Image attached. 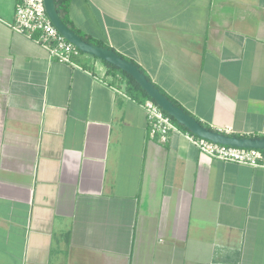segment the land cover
Segmentation results:
<instances>
[{
    "label": "crops",
    "instance_id": "1",
    "mask_svg": "<svg viewBox=\"0 0 264 264\" xmlns=\"http://www.w3.org/2000/svg\"><path fill=\"white\" fill-rule=\"evenodd\" d=\"M0 0V264H264V165L182 132L84 52L52 59ZM77 29L215 129L264 135V0H71Z\"/></svg>",
    "mask_w": 264,
    "mask_h": 264
},
{
    "label": "built area",
    "instance_id": "2",
    "mask_svg": "<svg viewBox=\"0 0 264 264\" xmlns=\"http://www.w3.org/2000/svg\"><path fill=\"white\" fill-rule=\"evenodd\" d=\"M8 24L16 32L26 35L43 46L52 59L71 66L81 67L78 58L84 52L60 32L48 14L45 0H18L15 18ZM143 106L150 125L151 138L166 142L171 131L182 132L174 118L155 100L148 98ZM218 131L230 134L228 131ZM184 134L202 152L212 157L224 161L264 165L263 149L224 145L192 132H185Z\"/></svg>",
    "mask_w": 264,
    "mask_h": 264
},
{
    "label": "water",
    "instance_id": "3",
    "mask_svg": "<svg viewBox=\"0 0 264 264\" xmlns=\"http://www.w3.org/2000/svg\"><path fill=\"white\" fill-rule=\"evenodd\" d=\"M47 11L54 24L58 27L69 40L73 41L83 52L96 56L103 61L108 62L124 71L132 74L142 88L147 92L150 98L155 100L169 115L178 123L184 125L194 134L205 137L216 143L241 147L264 150V137H239L237 135L223 133L205 126L197 118L181 110L179 106L173 103L165 96L139 67L132 61L117 54L113 49L107 46L91 44L82 37L73 32L59 17L55 8L54 0H45Z\"/></svg>",
    "mask_w": 264,
    "mask_h": 264
},
{
    "label": "trees",
    "instance_id": "4",
    "mask_svg": "<svg viewBox=\"0 0 264 264\" xmlns=\"http://www.w3.org/2000/svg\"><path fill=\"white\" fill-rule=\"evenodd\" d=\"M54 4H55V8L57 10V13L59 15V17L61 18V20L73 31L75 32L77 35H79L80 37H82L84 40H86L87 42L91 43V44H96V45H101V46H105L100 42H97L95 40H93L92 38H90L88 35L82 33L79 29H77L75 27V25L73 24L71 18H70V4H71V0H54ZM109 47V46H107ZM111 48V47H109ZM112 49V48H111ZM114 50V49H113ZM116 52V50H114ZM117 54H119L118 52H116ZM120 56H122L121 54H119ZM125 58V57H124ZM127 59V58H126ZM129 60V59H128ZM132 61V60H130ZM133 63H135L139 69L145 74V76L151 81V78L149 77V75L144 71V69L136 62L132 61ZM105 63L108 65L109 69L111 71H121L125 76H126V80H127V88L128 91L133 95V96H143L145 98H150L149 95L147 94V92L142 88V86L137 82V80L135 79V77L130 74L127 71H124L112 64H109L108 62L105 61ZM153 84L165 95L167 96L173 103H175L177 106H179V108L181 110H183L184 112L188 113L187 111H185L173 98H171L169 95H167L163 90H161V88L156 85L154 82ZM189 114V113H188ZM175 120V119H174ZM176 121V120H175ZM200 121V120H199ZM177 122V121H176ZM203 123V122H201ZM180 124V123H179ZM204 124V123H203ZM205 126H207L210 129L216 130L215 128H213L212 126L208 125V124H204ZM180 126L187 130L192 132L191 130H189L188 128H186L184 125L180 124ZM193 133V132H192ZM233 135H237L239 137H264V135H240V134H233Z\"/></svg>",
    "mask_w": 264,
    "mask_h": 264
}]
</instances>
